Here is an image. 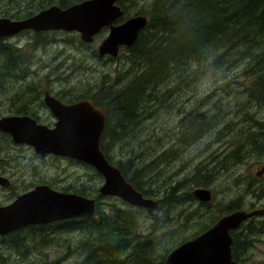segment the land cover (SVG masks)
Returning <instances> with one entry per match:
<instances>
[{"label": "rangeland", "instance_id": "rangeland-1", "mask_svg": "<svg viewBox=\"0 0 264 264\" xmlns=\"http://www.w3.org/2000/svg\"><path fill=\"white\" fill-rule=\"evenodd\" d=\"M8 1L0 0V17L11 16V14L21 17L30 15L25 8L29 0H15L24 7L23 10ZM31 1L39 6L41 2L57 5L61 0ZM119 1L121 2L118 4ZM119 1L114 3V6L123 12V16L115 19L113 25H118L133 16L148 18L150 5L154 0ZM106 37L107 31L103 30L88 45L83 44L75 32H55L50 34L48 39L37 40L41 48H46L44 55L48 65L44 62L36 67L33 64L30 66L29 62L34 60L35 56L26 57L20 53L19 55L24 60L23 65L27 66L25 67L26 76L30 71L31 73L37 71L38 77L35 78V83L43 90L53 91L55 88L54 84L50 87L44 84L46 76L53 79L52 82L58 79H70L65 80L64 83L57 81L62 86L59 93L70 91L73 95L88 94L94 102L97 98L94 95H97L109 103L104 93L96 91V88L120 83L116 94L119 102H126L129 106L145 104L144 113H140V117L127 128L129 133H125L121 138L120 133L117 132L119 141L115 142L110 150L108 149L110 160L125 162V169L130 176L141 171L139 168H144V165L149 168L146 179L137 175L144 185H149L151 174L157 167L154 170L157 175L154 180L156 192L149 199L159 202L157 207L152 209L158 220L141 219L137 223V231L141 235L150 233L160 242L159 250L163 251L177 247L184 239H191L205 232L208 227L213 226L219 218L227 214L225 211L227 206L237 199L238 210L250 212L264 208V173L261 177L257 175L259 171L264 170V157L255 155L243 159L240 163L237 161L233 163L232 155L226 157L235 150V145L249 136L243 129L250 117V114H247L249 110L264 123V106L250 108L252 105L249 91L251 84L257 85L254 94L257 98L262 97L260 92L263 88L257 82L258 79H253L255 75L249 74L248 65L244 69L245 62L236 64L238 60H235L228 63L227 59L219 64L211 65V56L201 65L197 62L193 65L192 62L191 65L194 67L188 71V74L193 71L190 79L172 81L169 78L153 85L157 86L155 97L160 98L159 101L158 98L152 96H142L127 85L134 75L135 79L143 78L149 83L157 81L159 77H162L161 74L155 73L159 68L143 60L142 62L134 61L128 65L126 61H123L126 53L125 46L119 47L116 57L109 59L100 57L97 48ZM13 41L18 46L24 45L23 49L32 54V46L27 37L19 35L13 38ZM8 45L14 48V44ZM257 52L258 49L253 51V53ZM225 54L227 58L229 53L225 52ZM219 55L220 52H218ZM2 62L3 59L0 63ZM139 68L142 69L141 73L137 72ZM130 75L132 78L128 80ZM124 77L126 79L122 81ZM3 78L0 82V113L6 115L17 104H24V101L13 103L17 96L16 92L19 90L16 87L23 81L16 82V79L12 77ZM203 80H209L212 84L207 95L199 92V85ZM146 90L151 92L154 87ZM132 94L137 97V100L131 105L132 100L129 98ZM109 106L112 115V110L116 111L117 106L116 104H109ZM122 117L128 123L135 118L125 110ZM201 121L206 123V130L201 136L189 142L190 145L180 142L184 135L187 138L190 134L191 124ZM106 123H108L107 117ZM109 131L113 132L114 128H109ZM104 144H106V139ZM128 147L131 148L130 154L126 152ZM219 153L222 158H218ZM237 153L239 154L240 151ZM128 156L135 159L129 166L126 160ZM159 157L166 161L157 162ZM0 159H2L0 168L12 169L11 175L16 187L14 193L18 194L32 190L34 185H49L54 190L58 188V192L67 193V190L77 187L93 195L95 190L98 193V189L104 183L103 179H98L82 164L77 166L60 157L40 159L31 148L14 147L4 137L0 138ZM202 164H206L204 168L211 174L209 178L211 184L206 188L213 196L209 204L205 206L195 199H186L182 204H174L171 200H166L170 195L168 187L178 181L183 182H180L182 193L191 194L196 189L194 185H191V179L197 167ZM26 173L30 178L28 182H25ZM47 177H53L51 182L45 179ZM186 184L189 185L186 186ZM24 185L29 187H24ZM5 201H7L5 193H0V202ZM100 202L106 211L112 209L110 205L113 203L122 207L121 203L111 198L103 197ZM167 214L172 218L169 222H164L163 218ZM248 221L243 222L235 231L239 240L244 239V241L251 242L250 246L239 254L237 264H264V224L255 218ZM249 223L252 226L251 231L245 228ZM260 224H263L262 228ZM84 225L82 223L73 224L69 228L64 226V235L59 240L51 236L44 239L42 237L45 233L32 230L31 227L23 229L19 232L22 235L27 232L31 234L39 232L40 234H33L30 239L34 242L46 243L47 246L31 250L26 257L27 261L19 260L15 250L5 245L11 237L7 238L0 243V264H46L49 262L79 264L83 258L80 253V244L88 236L87 227ZM90 237L94 239L93 234H90Z\"/></svg>", "mask_w": 264, "mask_h": 264}, {"label": "trees", "instance_id": "trees-1", "mask_svg": "<svg viewBox=\"0 0 264 264\" xmlns=\"http://www.w3.org/2000/svg\"><path fill=\"white\" fill-rule=\"evenodd\" d=\"M8 2L14 6L19 4L15 0H9ZM44 5L50 6L51 4L41 2L40 6H43L41 8H44ZM57 5L60 8H65L66 0H61ZM150 8V16L146 27L139 32L135 43L126 48L123 61H126L129 65L134 61L142 62L143 60L152 66L156 65L159 69L155 73L161 74L162 77L149 83L143 78L135 79V75L133 78L130 75L128 80L132 79L127 85L131 89L142 96L158 98L155 97L157 86L153 85L169 78L172 81H186L193 75V71L188 74L190 68L194 67L191 63L193 62V65H196L197 62L201 65L211 56V65L219 64L226 59L228 63L235 60H238L236 64L245 62L244 69L248 65L249 74L251 76L255 75L253 79H258L257 82L263 88L260 92L262 97L257 98L254 96L256 93L255 86L257 85L251 84L249 91L252 97V105L250 108L264 106V0H154ZM256 49H258V52L253 53ZM218 52H220L219 56ZM225 52L229 53L227 58ZM0 58L3 59V62L0 63V77L14 76L20 78L26 76L25 67L27 66L23 65L24 60L19 52L2 41H0ZM137 72L141 73L142 69L139 68ZM124 79L126 77L122 78V81ZM17 81L21 80L16 79ZM119 84L96 88V91L104 93L109 100L108 103L97 95L95 99L96 106L104 110L108 119V123L103 130L100 150L109 163L120 170L127 182L136 191L145 198H152L156 192L154 180H156L157 175L154 170L157 167L153 170L150 183L147 186L137 176L139 174L143 179L148 174L149 168L145 165L144 168H139L141 171L130 176L125 169V162H113L109 158L108 149L110 150L114 143L119 141L117 132L120 133L121 138L124 137L125 133H129L127 128L140 117V113H144L145 107V104L129 106L126 102H119L116 96ZM149 87H154V90L147 91L146 89ZM129 99L132 100V103H130L132 105L137 97L132 94ZM158 100L160 101V98ZM109 104H116L117 106L116 111L112 110V115L110 114ZM124 110L135 117L132 122H126L125 118L122 117V115L124 116ZM247 114H250V117L243 129L249 136L246 139L241 136L244 141L235 145V150L226 156L232 155L233 163L235 161L240 163L243 159L255 155L264 157V123L250 110ZM109 119L114 127L113 132L109 131ZM205 130V121L192 123L190 134L187 138L184 135L180 142L190 145L189 142L197 139ZM105 139L106 144H104ZM237 151H240V153L238 154ZM126 152L130 154L131 148L128 147ZM126 160L129 162L127 166L135 161L133 157L129 156ZM156 161L165 162L166 160L159 157ZM82 165L92 171L98 179H102L92 167ZM205 165L202 164L197 167L196 173L191 179V185L196 188H207L211 184L209 180L211 174L205 170ZM198 178L201 179L198 180ZM180 182H175L168 187L170 195L166 200H171L174 204H182L186 199H195L192 193H182L181 183L183 182ZM188 185L186 184V186ZM249 186L251 187V185ZM70 192L82 197L96 199L94 216L72 219L64 224L66 228H69L73 224L76 225L75 223L78 221H85V223H81L87 227L88 236L80 244V253L83 258L79 264H164L165 257L173 248L161 251L159 250L160 242L153 238L150 233L141 235L137 231V223L141 219L158 220L153 210L133 208L117 198L106 197L122 205V207H118L113 203L110 205L112 209L106 211L101 206L102 202H100L103 197L98 195L96 190L93 195H89L86 191H82L77 187L67 190V193ZM238 207L237 199L231 202L225 211L229 214L237 211ZM171 218L167 214L164 216L163 221L169 222ZM262 227L263 224H260V228ZM245 228L252 230L250 223ZM37 233L39 232L33 234ZM33 234L27 232L22 235L19 233V235H14L15 237L8 239L5 245L15 250L19 260L27 261L26 257L31 253V250L42 249L47 246L46 243L31 240L30 237ZM90 234H93L94 239H91ZM231 236L233 239L232 257L236 262L239 254L246 250L251 242L244 241V239L239 240L235 231L231 232ZM186 240L188 239L182 240L179 244ZM55 263L49 262L46 264Z\"/></svg>", "mask_w": 264, "mask_h": 264}, {"label": "water", "instance_id": "water-1", "mask_svg": "<svg viewBox=\"0 0 264 264\" xmlns=\"http://www.w3.org/2000/svg\"><path fill=\"white\" fill-rule=\"evenodd\" d=\"M117 1L89 0L66 10L52 7L24 21L0 18V38L26 29L36 32L64 30L79 32L81 39L89 43L103 27L112 26L115 19L123 15L114 6ZM146 23L143 17H133L118 26L110 27L107 38L98 48L99 55L116 57L119 46H132ZM45 100L47 107L58 119L54 129L36 126L28 118L14 117L0 120V132L9 133L15 143L32 146L41 157L52 154L92 167L104 180L98 189L102 197H116L137 208H155L156 202L144 198L136 191L101 152L100 137L104 127L101 110H96L89 102L62 106L48 95ZM0 185L7 188L9 182L0 177ZM192 195L202 203L211 200L210 191L204 188L196 189ZM95 210L94 199L58 193L47 186H38L19 196L9 206L0 207V236L29 225L76 217L90 218ZM263 214L264 210L236 211L222 217L206 232L172 250L165 264H235L231 254L230 232L238 230L248 219Z\"/></svg>", "mask_w": 264, "mask_h": 264}, {"label": "flooded vegetation", "instance_id": "flooded-vegetation-1", "mask_svg": "<svg viewBox=\"0 0 264 264\" xmlns=\"http://www.w3.org/2000/svg\"><path fill=\"white\" fill-rule=\"evenodd\" d=\"M84 1H88V0H68V2H66L65 8H60V6L54 5V4H51L50 6L44 5V8H41L43 6H40V5L36 6L35 5L36 2L29 0V2L25 6V8L30 13V15H28V13L26 14V15H28L27 17L14 16L11 14V16H5L4 15L0 18H7L11 21H24V20L30 19V18L38 15L39 13H41L43 11L50 9L52 7H56L60 10H66L70 7L75 6V5H79L80 3L84 2ZM120 2L121 1H119L117 3L119 4ZM15 6L20 7V9H22V10L24 8L22 5H19V4L15 5ZM112 26H114V25L112 24ZM105 30L107 31V34H108L109 26L107 28H105ZM61 31L62 30H60V31L43 30V31L36 32L34 30H31V29H26V30H22V31H20V32L14 34L12 36L0 38V41H2L5 44H10V43L14 44L13 47L16 48V50L22 56H26V57L35 56L34 60H31L29 62V65L31 66V64H33L36 67V66H39L41 64H44V62H47V65H48V61L45 59V55H44L46 48H44V49L41 48L40 45H38L37 40H40L42 38H47L50 34H53L51 32H61ZM19 35L25 36L29 39L30 45L32 46V54L23 49L24 45L18 46L17 44L14 43L13 38H15ZM107 59H109V57H107ZM1 60H2V58H0V61ZM46 66H44V67H46ZM36 77H38L37 71H34L33 73H31V71H30V73L27 74V76H25V77H20V78H18V77L16 78L14 76L12 77L14 79H17V80L20 79L23 81V83H21L20 85H18L16 87L19 90H17L18 92H16L17 96L14 99L13 103H16L19 101H24V104L23 105L17 104L15 106V108H11V112L6 114V115H3L2 113H0V120L3 118H8V117H16V118L27 117L30 120L34 121L36 126L45 127L48 130L54 129L58 119H57V117H55L53 115V113L50 111V109L46 105L45 98L47 95L50 98H53L54 100L58 101L62 106H73V105L81 103V102H89L90 105H92L95 109L103 110L102 108H99L96 106V103L89 98L88 94L73 95L72 93H70V91H62L61 93H59V91H61L60 89L62 88V86H60L57 81H62L64 83L65 80H70V79H58V80H56V82H52L53 79H50L48 76H46L45 80H44V84L48 87H50L51 84H54V86H55L53 91H49V90H43V88L36 85V83H35ZM3 79H4L3 77H0V82H2ZM101 94H103V93H101ZM103 95L106 96L105 94H103ZM94 96H96V95H94ZM0 108H1V104H0ZM103 115H104V128H103V130H104L106 125H107L104 110H103ZM109 128H114L112 125V121L110 119H109ZM2 137H4L8 141V143L14 147L31 148L30 146H28L26 144L15 143L12 139V136L9 133L0 132V138H2ZM36 156L40 159H43V160L58 157V156H53V155H47L45 157H40L38 155H36ZM218 158H222L220 156V153L218 154ZM63 159H65V158H63ZM1 160L2 159H0V161ZM66 160H68L71 163L76 164L77 166H80L79 162H76V161L70 160V159H66ZM21 162H23V161L21 160ZM11 172H12V169L0 168V177L7 179L9 182V186L7 188H4L0 185V193H5V198L7 200L5 202H0V207H6V206L10 205L16 198H18L19 196L31 191V190H29V189H31V187H30L29 189H27L29 191H27L23 194L21 192H19L20 194L14 193V190L16 189V187H15V181L11 175ZM263 173L264 172H258L257 175L259 177H261ZM52 178L47 177L45 179H47L51 182ZM29 179L30 178L28 177V174L26 173L25 182H28ZM46 186H48L52 190H54L51 186H49V185H46ZM24 187H29V186L24 185ZM35 187H37V186L34 185L32 188L34 189ZM56 190H57V192L59 191L58 188H55L54 191H56ZM60 192L66 193L64 191H60ZM71 194H74V193H71ZM257 210H264V208L257 209ZM252 219H254V218H252ZM255 219L263 222V224H264V214L256 217ZM81 222L85 223V221H81ZM81 222L78 221L75 224L77 225V224H80ZM64 224H65V222H52V223H48V224L31 225L28 227H31L32 230L39 231L42 234L45 233V236L42 237L44 239H47L51 236L52 238H57V240H59L64 235V231H65V228H64L65 225ZM20 231L21 230H19L18 232L10 233L6 236H0V243L2 241H5L7 238H10L16 234H19ZM24 231H26V230H24ZM263 231H264V229H263ZM235 264H237V261L235 262Z\"/></svg>", "mask_w": 264, "mask_h": 264}, {"label": "clouds", "instance_id": "clouds-1", "mask_svg": "<svg viewBox=\"0 0 264 264\" xmlns=\"http://www.w3.org/2000/svg\"><path fill=\"white\" fill-rule=\"evenodd\" d=\"M211 88H212L211 81L203 80V81H201V83L199 85V92L203 95H207Z\"/></svg>", "mask_w": 264, "mask_h": 264}, {"label": "bare ground", "instance_id": "bare-ground-1", "mask_svg": "<svg viewBox=\"0 0 264 264\" xmlns=\"http://www.w3.org/2000/svg\"><path fill=\"white\" fill-rule=\"evenodd\" d=\"M260 125V124H259Z\"/></svg>", "mask_w": 264, "mask_h": 264}]
</instances>
